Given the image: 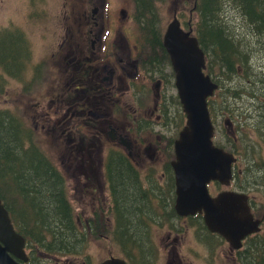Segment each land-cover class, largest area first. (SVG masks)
<instances>
[{
	"label": "flooded vegetation",
	"instance_id": "flooded-vegetation-1",
	"mask_svg": "<svg viewBox=\"0 0 264 264\" xmlns=\"http://www.w3.org/2000/svg\"><path fill=\"white\" fill-rule=\"evenodd\" d=\"M113 2L66 0L73 13L66 9L63 17L70 23L66 41L59 44L65 52L56 71L67 74L65 81L70 86L67 93L51 96L52 104L56 99L68 104L65 110L58 107L62 116L49 126L57 142L55 152L65 150L67 160L59 162L56 153L51 154L49 166L63 176L77 225L87 232L81 245L91 236L106 234L119 254L110 253L97 264L112 257L127 264H160L162 257L167 264H197L196 246L206 250L208 264L213 260L237 264V253L245 247L247 238L264 232V28L245 17L241 9L230 7L231 21L236 25L231 31L244 36L243 48L250 58L247 66L236 64L237 72H231L223 66L220 69L216 52L207 54L191 21L185 22L186 14L181 13L179 3L173 8L172 18L166 16L168 23L177 17L182 27L198 38L205 52V73L218 85L208 98L214 125L212 139L216 146L233 154L234 161L231 177L211 180L209 192L212 197L223 192L245 195L254 217L261 220L260 231L247 236L236 248L208 228L204 212L178 213L172 161L176 157L175 141L187 116L164 43L166 28L161 29L163 54L155 50L157 47L142 45L133 16L125 8L111 6ZM182 2L185 10L187 1ZM95 11L100 13L97 21ZM127 18L136 26L134 29L127 26ZM77 20L79 26L74 23ZM176 113L175 126L170 118ZM24 123L29 127L26 118ZM42 147L48 151V146ZM14 226L26 239L28 259L15 257L22 264H92L81 257L80 250L85 247L75 249L77 242L67 251L52 252L29 242Z\"/></svg>",
	"mask_w": 264,
	"mask_h": 264
},
{
	"label": "trees",
	"instance_id": "trees-1",
	"mask_svg": "<svg viewBox=\"0 0 264 264\" xmlns=\"http://www.w3.org/2000/svg\"><path fill=\"white\" fill-rule=\"evenodd\" d=\"M132 1L135 4L133 19L138 24L142 45L157 47L155 50L160 49L165 54L161 29L164 30L168 22H164L162 27L159 14L165 0ZM186 1L198 13L196 22L190 21L207 54L212 56L216 52L220 66L237 72L236 56L243 44L238 45L232 38L228 17H223L220 11L233 4L259 28H264V0ZM173 8L176 9L177 5ZM8 30H11L10 26L0 31V68L3 71L0 73V92L5 91V75L24 80L27 59L33 55L28 47L25 53L3 55L4 34ZM12 38L18 45L25 40L19 30L13 33ZM47 153L46 149H41L34 131L24 124L23 119L0 108V197L29 242L52 252L59 249L67 251L73 243L84 241L87 232L77 225L75 211L67 200L64 178L49 166L52 159ZM101 228L98 231H102ZM236 263L264 264V232L247 238L245 247L237 253Z\"/></svg>",
	"mask_w": 264,
	"mask_h": 264
},
{
	"label": "water",
	"instance_id": "water-1",
	"mask_svg": "<svg viewBox=\"0 0 264 264\" xmlns=\"http://www.w3.org/2000/svg\"><path fill=\"white\" fill-rule=\"evenodd\" d=\"M164 43L176 71V88L186 113L185 127L175 141L176 157L172 161L176 173L179 214L203 213L208 228L221 234L234 247L243 239L260 231V219L251 212L245 195L223 192L212 197L208 183L231 177L233 154L213 142L208 98L218 85L205 73L206 57L198 38L186 31L175 17L165 30ZM26 239L14 226L10 212L0 198V264H22L27 260ZM100 264H127L110 258Z\"/></svg>",
	"mask_w": 264,
	"mask_h": 264
},
{
	"label": "rangeland",
	"instance_id": "rangeland-1",
	"mask_svg": "<svg viewBox=\"0 0 264 264\" xmlns=\"http://www.w3.org/2000/svg\"><path fill=\"white\" fill-rule=\"evenodd\" d=\"M166 1L167 0H165L160 9L163 24L164 22H168L166 21V16L172 18V14L175 11L172 2L170 0ZM172 1L175 4L174 6L179 3L178 8L182 9L180 10L181 13L186 14L184 18L185 22H189L190 20L196 22L197 13L195 11L191 13L193 7L190 4L186 3V8L183 10L185 4L182 0ZM65 2L66 0H0V31L7 29V26L11 27V30H8L4 34L6 42L2 54L9 56L14 53H25L27 47L30 48L33 53L32 57H28L27 59L23 81L5 75L7 84L6 87H4L5 91L0 92V108L14 113L19 119L24 120L26 118L27 125L34 130L35 139L39 141L42 146H48L50 155H55L56 153V158L59 162H61V160H67L65 157V150H58L55 152V145L57 142L49 130V126H51V121L62 116L59 115L60 110H58V107H60L61 110H65L66 105H68L63 103V101L60 103L55 102L57 99L52 104L51 99L53 94L62 95L63 93H67L70 86L69 84L67 85V81H65L67 74L61 69L56 71V68L60 64L61 56L65 52V48L60 47L59 44L61 41L62 43L66 41V37L64 36L66 35V28L70 23L69 20L63 17L66 13V9L67 12L69 10V13H73L70 11L72 9L70 4L68 3L66 6ZM231 5L239 10L238 6ZM111 6L118 10L125 8L131 17L134 14L135 4L132 0H115ZM74 13L79 15L78 10ZM94 14V17L97 16L95 19V21H97L100 13L96 12ZM220 14L223 17H228L230 25L228 28L230 31L233 26L234 29L236 28L235 23H231L230 5L220 11ZM128 19L130 18L125 20L127 26L134 29L136 26ZM79 21L80 20L74 22L76 26H79ZM116 26L119 28V25ZM17 30L22 32L25 36V40L20 43V45L12 38L13 33L17 32ZM230 35L238 45L243 42V35H238L232 31ZM15 44L19 47H15ZM22 47H24L23 50L21 49ZM244 54H246V51H244V48L240 45V52L236 56V64L241 63L247 66V62L250 61V58L246 57ZM210 63L211 62L208 60L209 66ZM220 69H222V67H220ZM2 72L0 68V73ZM60 77H62V79ZM70 82L72 85L73 81L70 80ZM26 85H28V87H26ZM68 99L69 98H67V101ZM33 116L34 118L32 119ZM170 121L173 125H177V113L172 114ZM70 199L76 202L75 196H71ZM76 210L80 211L81 209L76 208ZM86 211H88V209ZM189 233V238H191L193 230L190 229ZM105 236L106 234H101L98 238H93L91 236L86 240L85 245H81L84 242L81 239L75 244V249H79L81 246L85 247V250H80L82 251V253H80L81 257L85 258L86 261L91 260L92 264H97L110 253L119 254V252L112 247L114 244H112V242L110 244ZM196 248L199 253L196 259L197 264H208L205 260L206 250L202 246H196ZM159 263L167 264L166 258L162 257ZM209 264L219 263L217 260H213Z\"/></svg>",
	"mask_w": 264,
	"mask_h": 264
}]
</instances>
